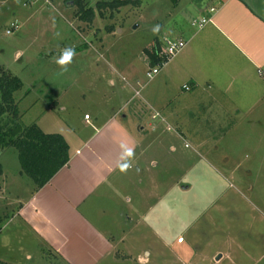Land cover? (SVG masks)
Instances as JSON below:
<instances>
[{
	"label": "rangeland",
	"instance_id": "rangeland-1",
	"mask_svg": "<svg viewBox=\"0 0 264 264\" xmlns=\"http://www.w3.org/2000/svg\"><path fill=\"white\" fill-rule=\"evenodd\" d=\"M86 1L88 9H95L102 0ZM170 2L162 1L161 7L172 14ZM148 3L121 8L113 15L109 9L96 10L89 23L79 17L73 0H0V68L23 82L15 94L22 124H37L44 132L72 138L90 129L84 124L86 113L106 116L117 108L116 113L123 109L128 116L127 124L136 126L142 113L134 115L135 106H127L134 88L140 93L135 101L139 107L142 97L156 93L161 100L163 93L174 109L183 108L185 95L156 78L149 80L152 66L145 60V49L155 37L167 36L169 24L179 18L167 15L161 27L152 16L155 10L161 12L159 5L149 8ZM65 47L74 48L76 55L69 70L60 74L54 61ZM263 106L238 116H218L203 108L189 129L159 121L160 116L151 119V126L159 124L158 130L149 135L143 160L133 159L132 167L134 173L139 166L154 171L151 182L167 193L161 211L166 214L159 225L152 218L128 241L138 237L139 248L149 246L145 256L152 253L150 264H264ZM209 117H214L210 124ZM0 165L5 171L0 179L7 178L8 189L16 186L26 194L28 185L35 187L22 173L16 148L0 153ZM154 165L158 166L153 169ZM141 178L147 181L145 175ZM151 201L156 204L155 198ZM8 220L0 222L3 236L15 229L16 222L7 226ZM42 260L43 253L38 252L33 263Z\"/></svg>",
	"mask_w": 264,
	"mask_h": 264
},
{
	"label": "crops",
	"instance_id": "crops-1",
	"mask_svg": "<svg viewBox=\"0 0 264 264\" xmlns=\"http://www.w3.org/2000/svg\"><path fill=\"white\" fill-rule=\"evenodd\" d=\"M162 1H171L169 7L179 20L169 24L162 40L155 37L150 47L158 40L163 50L170 33L175 35L170 40L182 39L187 45L156 79L185 95L183 108L174 109L161 92L163 99L153 93L142 97L139 107L135 101L140 94L134 88L127 106H135L134 115L142 113L136 126L127 124L123 109L117 113V108L112 109L106 116L86 113L88 132L72 138L61 134L70 146L71 160L45 187L37 190L28 185L24 194L16 186L8 189L6 177L0 179V222L10 219L7 226L16 222L8 235L0 234V264H34L38 252L43 253L41 264H150L152 253L145 256L149 246L139 248L138 237L137 242L128 241L152 218L159 225L166 214L161 211L167 193L151 182L156 174L147 166H139L136 173L132 166L126 173L120 171L121 143L135 145L134 159L140 161L149 150V135L158 130L159 124L151 126L155 114L159 121L189 129L203 108L218 116H238L264 105V0H145L141 6L159 5L161 12L155 10L152 16L161 27L164 18L172 16L163 10ZM204 18L212 21L200 27ZM145 60L150 64L147 53ZM184 85H190L191 91H185ZM4 175L3 169L1 178ZM144 175L147 181L141 178ZM154 235L161 237L156 231Z\"/></svg>",
	"mask_w": 264,
	"mask_h": 264
},
{
	"label": "trees",
	"instance_id": "trees-1",
	"mask_svg": "<svg viewBox=\"0 0 264 264\" xmlns=\"http://www.w3.org/2000/svg\"><path fill=\"white\" fill-rule=\"evenodd\" d=\"M144 1L102 0L97 2L95 9H88L86 0H73L79 8V17L89 23L93 22L96 10L109 9L113 15L114 11L124 7L140 8ZM112 30V27H108L109 32ZM145 52L150 58L151 66L162 60V47L158 40L152 47L145 49ZM22 88L20 78L0 68V153L7 148H16L22 173L40 190L69 165L70 146L61 134L46 133L37 124H22V114L15 98V94ZM2 175L3 167L0 165V177Z\"/></svg>",
	"mask_w": 264,
	"mask_h": 264
},
{
	"label": "built area",
	"instance_id": "built-area-1",
	"mask_svg": "<svg viewBox=\"0 0 264 264\" xmlns=\"http://www.w3.org/2000/svg\"><path fill=\"white\" fill-rule=\"evenodd\" d=\"M215 12H216V8L211 9V13L214 14ZM211 21H212V18H204L200 23V27L205 26L207 23ZM8 33H11V31H8ZM186 45H187V42H185L182 39H176V40L166 39L164 41V48L160 55V57H162V60L155 66H152V69H150L147 73V76H148L147 78L149 80L155 79L156 76L160 74L161 70L165 68L167 64L170 63L171 60H173L177 55H179L185 49ZM183 89L185 91H191L190 85H184ZM139 94L140 93L138 91L137 95ZM158 116L160 115L155 114L153 116V119H156ZM85 120H87L88 122L90 120V116L86 115ZM183 241H184L183 238L179 239L180 243Z\"/></svg>",
	"mask_w": 264,
	"mask_h": 264
},
{
	"label": "clouds",
	"instance_id": "clouds-1",
	"mask_svg": "<svg viewBox=\"0 0 264 264\" xmlns=\"http://www.w3.org/2000/svg\"><path fill=\"white\" fill-rule=\"evenodd\" d=\"M76 55L75 49L72 47H65L61 50L58 57L55 59V63L60 69V74H63L69 70L70 65ZM121 155L120 163L118 167L121 172H127L132 166V160L135 157V145L129 143H121Z\"/></svg>",
	"mask_w": 264,
	"mask_h": 264
},
{
	"label": "water",
	"instance_id": "water-1",
	"mask_svg": "<svg viewBox=\"0 0 264 264\" xmlns=\"http://www.w3.org/2000/svg\"><path fill=\"white\" fill-rule=\"evenodd\" d=\"M221 259V256L217 257L216 260L219 261Z\"/></svg>",
	"mask_w": 264,
	"mask_h": 264
}]
</instances>
